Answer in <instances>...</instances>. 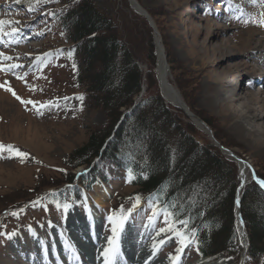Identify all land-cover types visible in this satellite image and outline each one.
Masks as SVG:
<instances>
[{
    "label": "rangeland",
    "instance_id": "rangeland-1",
    "mask_svg": "<svg viewBox=\"0 0 264 264\" xmlns=\"http://www.w3.org/2000/svg\"><path fill=\"white\" fill-rule=\"evenodd\" d=\"M92 1L114 22L119 40L134 56H138L137 64L143 75L141 86H146L140 101L149 104L150 99L157 94L161 97L154 68H150L143 56L142 47L144 49L147 42L144 40L140 20L134 17V14L139 17L140 15L130 8L127 0ZM137 2L155 24L166 58L171 63V83L177 88L184 102L194 114L205 121L215 140L223 148L232 151L241 159L239 161L247 162L255 175L264 177V130L260 136L252 133L241 135L235 126L239 116H232L240 105L259 110L262 112L261 122L264 129V62L250 56L258 42L264 46V27L253 22L264 18V0ZM71 4L69 0H28L27 3L0 0V20L12 22L11 26H4V31H11L15 27V41H18L7 42L6 38V43L0 44V53L12 57L7 61L0 57V69H6L12 64L19 65L11 71H0V85H3L0 87V144L11 145L25 154L20 157L15 152L0 151V262L15 256V252L20 251L17 250L19 246L26 243L33 246L36 253V245L42 241L49 242L51 232L55 235L58 233V237H61L60 229L65 228L70 221L82 224V218H85L87 212L84 205L90 204L101 209L100 213L106 217H97L101 223L100 236L117 241L116 264H129L132 256L136 257L140 253L142 247L139 242L147 233L150 235L147 239H155L156 244L165 241L155 251L157 264L160 261L197 264L204 259L201 260L193 246L188 245L187 242L192 238L184 236V224H172L167 217L172 228L185 237L186 246L179 252L182 245L175 232L159 231L168 227L165 224L166 217L160 214L153 217L154 210L151 211L150 206L140 205L129 199L132 188L127 184L126 177L111 166L102 167L108 184L105 187L98 183L92 186L88 196L90 203L84 199L82 204L69 208L64 207L66 202L61 205L57 202L51 204L46 198L55 196L58 192L61 194L68 187L73 189L78 186L75 178L73 188L67 186L65 181L71 174L78 176L86 170L82 166L75 169L68 167L66 164L69 155L87 142L93 129H100L107 121L102 111L82 107V90L76 84L75 66L68 51L70 46L65 43L64 31L54 18L61 9ZM254 35L256 37L250 41V48L245 50L246 42ZM218 47L227 50V58L225 55H217ZM150 73L154 80H149L147 75ZM229 75H233L239 84L240 89L234 97L237 101L227 106L221 103L214 105L207 94L210 91L225 94ZM18 76L23 79H18ZM7 87L20 99L6 91ZM161 99L165 107L181 119L186 135L192 136L199 146L215 147L209 137L197 129L179 109L168 106L162 97ZM22 100L33 103H21ZM146 106L147 104L144 105L145 108ZM233 164L238 172L239 166ZM250 179L249 176V181L241 189L242 195L246 193L248 197L255 193L251 190L253 182ZM238 185L239 190L240 171ZM101 188L109 192V199L102 206L96 204L92 198L96 195V189ZM194 195L186 201L195 205ZM259 198L264 202L263 196ZM256 202L258 203L257 200ZM235 214L233 207L235 243L239 251L236 252L231 247V251L220 253L215 258H223L229 264H264V256L257 263L251 262L246 254L242 258L243 244L238 238ZM110 216L118 221L115 234ZM121 220L123 222L119 223ZM86 236L88 237L87 234ZM76 240L79 244L83 238L76 237ZM151 240L146 244L153 245ZM247 244L246 239V248ZM95 246L89 248L86 245L90 249L85 257L87 261H91L99 252V248ZM26 254L28 253L24 251L23 255ZM177 256L179 259L175 260Z\"/></svg>",
    "mask_w": 264,
    "mask_h": 264
},
{
    "label": "trees",
    "instance_id": "trees-1",
    "mask_svg": "<svg viewBox=\"0 0 264 264\" xmlns=\"http://www.w3.org/2000/svg\"><path fill=\"white\" fill-rule=\"evenodd\" d=\"M69 1L72 4L54 18L70 46L76 84L82 90L81 105L102 111L107 121L100 129H93L87 142L69 155L68 167L82 166L88 172L78 177V186L69 191L68 197L78 200L97 181L108 184L101 169L111 166L127 176V184L133 190L129 199L136 201L139 197V204L145 201L155 210L170 213L172 224L186 222L184 234L193 237L198 256L214 257L228 253L231 247L238 252L233 225L238 185L235 165L215 147L199 146L192 136L186 135L181 119L165 107L158 94L146 103V108L143 101L133 107L143 78L138 56L119 40L114 22L92 0ZM134 17L140 20L147 42L142 47L143 56L153 69L151 29L144 18ZM167 63L171 64L169 60ZM147 76L154 80L152 73ZM256 177L264 181V177ZM65 182L73 185L74 175ZM252 186L255 193H251L252 197L243 194L240 207L248 242L245 254L257 263L264 256V202L259 198L264 197V190L254 182ZM192 195L195 205L186 201Z\"/></svg>",
    "mask_w": 264,
    "mask_h": 264
},
{
    "label": "bare ground",
    "instance_id": "bare-ground-1",
    "mask_svg": "<svg viewBox=\"0 0 264 264\" xmlns=\"http://www.w3.org/2000/svg\"><path fill=\"white\" fill-rule=\"evenodd\" d=\"M19 1H22L23 3L28 2V0H19ZM255 37L256 35L249 38V41L246 42V45L244 47L245 50H248L250 48L251 46L250 41L254 40ZM225 52H227V50L226 51L222 50L219 47L216 48V53L218 56H224ZM263 55H264V46L258 42V44L256 45V48L252 49L250 56L252 57V59H258L264 62ZM157 57H158V67L156 71V79H157V84L159 87V92L162 95L161 97L167 103L168 106L173 107L174 109L175 108L182 109V112L184 115L186 114L187 116L193 118L191 120H193L197 124L198 129H200L201 132L207 135V127L205 125H202L199 122L201 119L197 115H195L192 112V110L189 108V106L184 102L177 88L169 80L170 79L169 72H164L162 58H161L159 49H157ZM227 57L228 56L225 55V58ZM263 66H264V63H263ZM263 66H262V69H264ZM262 73L264 74V72ZM229 76H230V80L226 82L227 91L225 92V94H219V92L217 93L215 91L208 92L207 96H209V98L213 100L214 105L221 103L222 105L227 106L230 103H234L237 101V99L235 100L234 97L237 95L240 89L239 84L234 79V77H232L233 75H229ZM145 87L146 86H144L143 84V86L141 87L142 90H140L138 97H141L144 94ZM239 99H241V97ZM238 109L242 111H239ZM236 114H238L239 117L235 122V126L239 130L241 135L252 133V134H256L257 136H260L262 134V131L264 130L263 124L261 122L263 120V116L261 115L262 112H259V110H256L253 108H249L248 106H245V105H240L232 113V116L237 117ZM222 152L224 153L225 156L228 155L227 157H232V154L234 155L232 151H229L225 148H222ZM238 161L237 163L239 166L240 178H241V186L239 190L241 193L242 191L241 189H243V187L249 181L250 175H249V167L246 165V163L241 162V161L238 162ZM239 190H237L236 198H239L240 196ZM95 194L96 195L92 197L93 201L100 206L104 205V203L107 202V200L109 199V192L105 188H101V190L96 189ZM87 212L89 215V216L87 215L88 216L87 224H85V221H83L82 224H79L80 222H78L77 224L74 222L68 223V225L65 226V228L60 229L61 234H62L60 235L61 237H58L57 235L52 233L51 239L53 242L49 247H46L44 244H40L38 246H35L38 248L39 252L36 251V253H34V249H32L33 246L31 247L29 243H26L25 245L19 246L17 250H20V251H17V253L15 252L14 254L15 256L3 259V261L0 262V264H81L84 257H82L83 255L80 252L81 247L79 249V247L74 245L75 237H81V238L88 239L89 245H90L89 248H92L93 246L91 238H93V240H96V243L101 242V244L99 245H100L101 251L103 250V252L100 254L103 255L105 249L110 248L112 246L115 247L117 243L116 241H114L112 245H109V241H105L100 236L101 226L97 220V213L95 211V208H93L90 204H88ZM90 229L92 230V232L90 231ZM239 229L241 230L239 232L240 233L239 240L243 244V246H245V241H246L245 233L242 227H239ZM86 234L88 235V237L86 236ZM60 238L65 240L70 245L71 250H70L69 255L62 256V254L58 252L57 248H59V246L57 245V241ZM147 238H150V235L148 233L142 236V239L139 242V245L142 247V249L140 250V253L136 255V257L132 256V260L130 264H157V260H156L157 252L155 251L162 244L160 243L156 244L155 239L151 240ZM149 240L153 241V245L146 244V242ZM166 240H168V238ZM154 245H156L157 247L154 248ZM24 251H26L28 254L23 255ZM82 252H84V249H82ZM18 255L19 257H17ZM74 255L78 258V259L75 258L77 263L72 262ZM53 260H55L57 263L52 262ZM110 260H111V253H110ZM160 262H161L160 264H180V262H174V261H169V262L160 261ZM86 264H105V257L103 255V258L101 259L100 262H89V263L86 262ZM197 264H229V263L223 258H212V260L204 259L203 261H200Z\"/></svg>",
    "mask_w": 264,
    "mask_h": 264
},
{
    "label": "snow or ice",
    "instance_id": "snow-or-ice-1",
    "mask_svg": "<svg viewBox=\"0 0 264 264\" xmlns=\"http://www.w3.org/2000/svg\"><path fill=\"white\" fill-rule=\"evenodd\" d=\"M254 23H258L259 26L261 27H264V18L260 19L258 22L256 21H253ZM247 23V22H246ZM12 22L11 21H7V20H0V43H6V38H7V42H18V41H15V36H16V33H17V29L15 27H12L11 28V31H4V26H11ZM0 57H2V59L4 61H7V60H11L12 57H9V56H4L2 53H0ZM37 59H40L39 57ZM16 67H19V65H16V64H12L10 65L8 68L6 69H0V70H4V71H11L12 69L16 68ZM18 79H23L22 77H17ZM7 84V82H5ZM0 87H3V85H0ZM6 91H9V92H12L13 96L16 97V99H20V97L16 96L15 92L12 91V89L10 87H7L5 88ZM80 99L82 100L83 98L80 97ZM21 103H33L32 101H21ZM0 151H8V152H15V154L17 156H20V157H23L25 154L24 153H21L19 150L17 149H14L13 146L11 145H8V146H5V145H2L0 144ZM130 179H131V176H130ZM258 183H260L261 187H264V181H258ZM136 203L138 204L139 203V197H136ZM65 207H67V205H65ZM136 207V204L133 205V208ZM130 214V213H129ZM157 213L154 211L153 213V217H155ZM13 215H15V213H13ZM166 219H165V224L168 225L167 228H161L159 231L162 233V232H165V231H174L175 232V235L179 238V242L180 244L182 245V247L180 249H178V251H183V246H186V240H185V237L183 236V234L177 230H174L171 226V224L169 223V220L167 219V217H169L171 214L170 213H164ZM109 220L113 223V233L115 234L117 232V227L119 226L118 225V221L116 218L110 216L109 217ZM123 221H119V223H122ZM150 222H154V220H150ZM181 223H186V222H181ZM159 234V233H158ZM165 241H161L160 243H164ZM114 243V241L112 239L109 240V245H112ZM157 246L154 245V248H156ZM116 249L114 247H110V248H107L104 250V257H105V264H110V253L111 255H115L116 254ZM175 260H178L179 259V256L175 257L174 258Z\"/></svg>",
    "mask_w": 264,
    "mask_h": 264
},
{
    "label": "water",
    "instance_id": "water-1",
    "mask_svg": "<svg viewBox=\"0 0 264 264\" xmlns=\"http://www.w3.org/2000/svg\"><path fill=\"white\" fill-rule=\"evenodd\" d=\"M128 1V3H129V6H130V8L136 13V14H138V15H140V16H142L145 20H146V22H147V24H148V26L150 27V29H151V31H152V36H153V42H154V49H155V58H156V64H155V73H156V71H157V67H158V57H157V49H159V51H160V54H161V58H162V64H163V70H164V72H169V66H168V63H167V60H166V55H165V51H164V47H163V45H162V43H161V39H160V35H159V33H158V31H157V29H156V27H155V24H154V22H153V20H152V18L149 16V14L139 5V3L137 2V0H127ZM169 76H170V74H169ZM170 79H171V76H170ZM169 79V80H170ZM167 85H169V84H167ZM181 111H182V109H180ZM130 111V110H129ZM129 111H127V112H129ZM127 112H125V113H127ZM124 113V114H125ZM183 113V112H182ZM123 114V115H124ZM185 117L188 119V120H190L191 122H192V124L194 125V126H196L197 127V124L193 121V120H191V119H193V118H191V117H189V116H187L186 114H185ZM193 117V116H192ZM199 120V119H198ZM202 125H205L206 127H207V135H208V137H209V139L213 142V144H214V146L215 147H217L220 151H221V153L224 155V153L222 152V146L214 139V136H213V133H212V131L210 130V128L203 122V121H199ZM198 128V127H197ZM228 160H230V161H234L235 163H237V161L238 160H240V158L239 157H237L236 155H233L232 154V157H227V156H225ZM237 165H238V163H237ZM250 172H251V175H252V177H254V172L252 171V169L250 168Z\"/></svg>",
    "mask_w": 264,
    "mask_h": 264
}]
</instances>
